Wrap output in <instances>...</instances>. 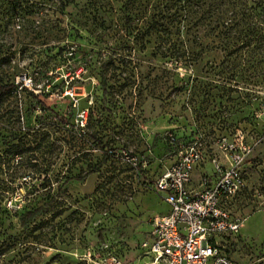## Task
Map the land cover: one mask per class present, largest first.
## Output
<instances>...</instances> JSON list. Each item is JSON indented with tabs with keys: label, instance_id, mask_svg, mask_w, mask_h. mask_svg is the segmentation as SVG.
<instances>
[{
	"label": "rangeland",
	"instance_id": "rangeland-1",
	"mask_svg": "<svg viewBox=\"0 0 264 264\" xmlns=\"http://www.w3.org/2000/svg\"><path fill=\"white\" fill-rule=\"evenodd\" d=\"M89 14L82 3L62 11L58 0H0V78L17 84L2 105L11 117L0 118V126H6L0 127V141L8 128L25 135L28 119L38 124L40 105L19 87L23 82L37 88L38 99L69 122L61 126L51 119L50 137L24 149L31 162L57 173L60 182L97 166L84 179L65 183V211L55 223L44 224L46 243L29 248L21 264H42L56 252L76 263L116 264L115 258L120 264H150L142 243L166 203L149 184L177 159L179 150L193 144L200 148L203 162L193 172L200 178L212 173V158L228 163L223 149L240 142L250 147L242 165L243 185L223 204L240 228L218 241L230 264H264V134L251 123V107L228 121L203 117L191 105L189 89L174 87L188 72L158 70L165 62L133 43L131 53L115 46L113 37L105 36L107 29L87 20ZM103 60L110 84L106 95L99 81ZM243 86L250 93L251 86ZM258 115L255 125L262 130L264 111ZM4 148L1 142L0 153ZM122 151L138 163L122 160ZM23 192H16L7 206L19 208Z\"/></svg>",
	"mask_w": 264,
	"mask_h": 264
},
{
	"label": "trees",
	"instance_id": "trees-1",
	"mask_svg": "<svg viewBox=\"0 0 264 264\" xmlns=\"http://www.w3.org/2000/svg\"><path fill=\"white\" fill-rule=\"evenodd\" d=\"M80 3L89 9L87 20L98 29H107L105 36H112L115 46L131 53L133 43L140 52L147 50L158 61L173 65L156 66L158 70L174 75L179 68L188 72L187 78L179 79L176 86L173 80L171 86L189 89L190 103L200 115L228 121L250 106L251 123L257 133L264 134V124L262 130L255 125L264 111V0H58L62 11ZM107 67L103 60L99 66L103 95L110 87ZM215 76L222 79L210 78ZM243 84L251 86L250 93L244 92ZM16 87L0 78L3 121L11 117L2 112L3 102ZM19 87L39 103L41 114L36 116L38 124L27 120L25 135L21 129L8 128L7 135L1 136L5 148L0 153V264H21L29 257V248L46 243L44 224L54 222L65 211L61 200L65 183L82 180L97 168L84 175L64 176L60 182L57 173L49 174L36 161L31 162L24 149L29 151V143L39 145L50 137L51 119L61 126L69 122L38 99L37 88H27L23 82ZM21 190L20 207L9 208L7 200ZM85 263L56 252L42 264Z\"/></svg>",
	"mask_w": 264,
	"mask_h": 264
},
{
	"label": "built area",
	"instance_id": "built-area-1",
	"mask_svg": "<svg viewBox=\"0 0 264 264\" xmlns=\"http://www.w3.org/2000/svg\"><path fill=\"white\" fill-rule=\"evenodd\" d=\"M172 143L175 138H171ZM228 163L212 158L211 174L202 173L198 188L191 189L192 172L203 162L196 145L179 150L177 159L149 184L163 194L168 209L153 219L149 238L142 243L150 264H230L218 238L238 232L240 222L223 206L243 185L242 165L250 147L230 144L223 149ZM120 158L137 164V158L122 151ZM116 264L119 260L112 258Z\"/></svg>",
	"mask_w": 264,
	"mask_h": 264
},
{
	"label": "crops",
	"instance_id": "crops-1",
	"mask_svg": "<svg viewBox=\"0 0 264 264\" xmlns=\"http://www.w3.org/2000/svg\"><path fill=\"white\" fill-rule=\"evenodd\" d=\"M203 168V167H202ZM201 168V171L203 170ZM197 171V168H195L193 170V172ZM193 172H192V178H191V181L189 182V186L191 189H194L196 190L198 188V183H199V177H193ZM198 175H199V172H198ZM168 209V205L166 204V208L164 210V212Z\"/></svg>",
	"mask_w": 264,
	"mask_h": 264
}]
</instances>
